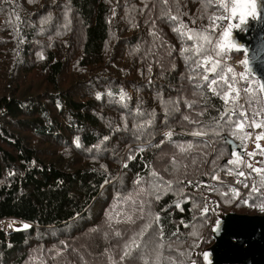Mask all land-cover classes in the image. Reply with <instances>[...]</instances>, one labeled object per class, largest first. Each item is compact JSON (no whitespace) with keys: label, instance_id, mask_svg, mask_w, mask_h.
I'll return each mask as SVG.
<instances>
[{"label":"trees","instance_id":"obj_1","mask_svg":"<svg viewBox=\"0 0 264 264\" xmlns=\"http://www.w3.org/2000/svg\"><path fill=\"white\" fill-rule=\"evenodd\" d=\"M232 6L0 0V221L20 223L0 264H206L205 195L264 213V102L216 34ZM250 124L261 158L210 185L240 176Z\"/></svg>","mask_w":264,"mask_h":264},{"label":"water","instance_id":"obj_2","mask_svg":"<svg viewBox=\"0 0 264 264\" xmlns=\"http://www.w3.org/2000/svg\"><path fill=\"white\" fill-rule=\"evenodd\" d=\"M257 12V17H246L242 29H229L230 36L224 42L231 50L245 54L246 73L257 80L264 102V0H257ZM238 22L239 18L231 23ZM225 142L230 149L236 147L228 137ZM211 236L213 242L203 250L206 264H264V213H219Z\"/></svg>","mask_w":264,"mask_h":264},{"label":"built area","instance_id":"obj_3","mask_svg":"<svg viewBox=\"0 0 264 264\" xmlns=\"http://www.w3.org/2000/svg\"><path fill=\"white\" fill-rule=\"evenodd\" d=\"M225 20H224V25L223 28L224 29L228 23H229V19L228 17L225 15ZM221 32V30H217V34H219ZM244 56L241 53H235V54H229L226 58H225V62H227L233 69L234 71L238 74L239 80L242 81L244 80V74H242L241 70H240V63L242 62ZM247 132L250 134V136L247 139L246 142V146L243 150V164H244V170H245V164L247 162V160L252 159L253 161H257L260 159L259 155H256L255 151H254V135L258 134L260 132V128H256L254 126H251L250 128H248ZM245 176V173L244 175ZM218 181H221L223 183H227L229 185L232 186H236L237 185V179L234 176L228 175V174H220L217 178ZM207 206L209 211L213 214L216 215L219 211V205L217 202V199L213 196V195H207L204 198V207ZM1 227L0 228H5L6 230H8L7 226H4V224L6 223L5 220L1 221Z\"/></svg>","mask_w":264,"mask_h":264},{"label":"snow or ice","instance_id":"obj_4","mask_svg":"<svg viewBox=\"0 0 264 264\" xmlns=\"http://www.w3.org/2000/svg\"><path fill=\"white\" fill-rule=\"evenodd\" d=\"M220 7H224L225 9L227 8V5L221 4ZM239 12V22L238 23H229L228 24V29H226L223 32V39L225 42L228 41V38L230 36V32L229 29H242V26L247 24V20L246 17H257L258 16V12H257V0H233V6H232V17H236L237 14ZM173 19H175V17H173ZM220 19H223L222 17ZM192 36H189V39H192ZM201 39L205 40L208 43H211L209 37L207 36H203L201 37ZM218 47H223L222 44L217 45ZM230 47H236L235 44H230ZM200 49H198L197 51H199ZM185 51H187V49H185ZM216 69V65H213V67L210 69V71L215 72ZM205 79L207 80L208 77H205ZM217 81L216 80H212V84H216ZM262 90H264V88H262ZM233 91H235V89H233ZM123 99V97H121ZM225 99V103H227V95L224 97ZM241 115H243V113H241ZM187 119V117H186ZM259 126V125H257ZM199 133H197L198 135ZM169 136L171 135V133L168 134ZM189 147H191V145H189ZM183 150V149H181ZM229 163H231V161H229ZM249 167H251V165H249ZM253 171H257L260 172L262 171L261 169H253ZM239 175L243 176L244 173L240 172ZM215 179V177H213ZM258 189L256 188V186H253L252 191L256 192ZM237 195H239V193H237ZM261 200H264V196L259 197ZM261 210H264V206H262ZM209 209L207 206L204 207L203 211H202V215H206L208 213ZM27 227V226H25ZM219 227V221H217V225L216 228L218 229ZM216 230V229H214ZM205 259H207V254L205 253Z\"/></svg>","mask_w":264,"mask_h":264},{"label":"rangeland","instance_id":"obj_5","mask_svg":"<svg viewBox=\"0 0 264 264\" xmlns=\"http://www.w3.org/2000/svg\"><path fill=\"white\" fill-rule=\"evenodd\" d=\"M231 13H232V7L229 8V9L227 10V13L225 14V15L228 17L229 21L232 20V19H231V16H230ZM225 15H223V19H224V20H225V18H226ZM237 18H239V12H238ZM225 21H226V20H225ZM211 195L214 196V194H211ZM203 206H204V202H203ZM203 206H202V208H204ZM223 212H228V211L221 210V213H223ZM234 212H236V211H234ZM208 213H209V212H208ZM237 213H238V212H237ZM239 213H240V212H239ZM210 215L213 217L214 220H215V218L217 217V216H215V215H213V214H210ZM213 225H214V224H213ZM4 226H7V228L10 230L11 227H19V226H20V223H19L17 220L9 219V221H8L7 223H5ZM0 227H1V223H0Z\"/></svg>","mask_w":264,"mask_h":264}]
</instances>
